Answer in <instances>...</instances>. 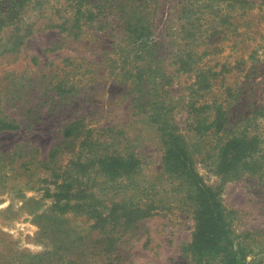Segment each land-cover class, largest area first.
Segmentation results:
<instances>
[{
	"label": "rangeland",
	"instance_id": "1",
	"mask_svg": "<svg viewBox=\"0 0 264 264\" xmlns=\"http://www.w3.org/2000/svg\"><path fill=\"white\" fill-rule=\"evenodd\" d=\"M14 1L0 0V125L18 124L0 129V264H80L74 258L81 245L56 240L53 220L41 219L53 222V230L44 232L34 220L52 212L46 191L55 190V179L71 180L72 200L90 205L82 214L69 210L68 221L59 223L89 231V237L95 234L91 221L82 218L93 206L106 211L109 199L143 197V181L160 171L161 143L144 105L159 93L161 69L170 75L163 87L169 90L166 101L186 131L193 77L186 65L179 67V56H199L198 67L217 72L202 99L227 107L229 131L257 135L264 162V0H115L111 7L93 6L91 21L82 23L77 37L54 26L69 15V0ZM197 24L192 40L188 28ZM143 48L150 49L151 70L134 85L129 74L144 63ZM73 121L81 125L78 134L63 136ZM88 135L101 146L82 142ZM102 150L138 159L132 183L104 178L96 165ZM78 154L83 172L73 163ZM196 166L208 184L218 182L202 163ZM258 174L219 185V198L234 217L232 228L248 233L257 251L264 250V173ZM192 223L178 208L140 218L119 234L114 262L191 264L181 247L191 238ZM86 250L83 264H92L93 249Z\"/></svg>",
	"mask_w": 264,
	"mask_h": 264
},
{
	"label": "trees",
	"instance_id": "2",
	"mask_svg": "<svg viewBox=\"0 0 264 264\" xmlns=\"http://www.w3.org/2000/svg\"><path fill=\"white\" fill-rule=\"evenodd\" d=\"M114 1L102 0L100 3L99 0L96 2L95 0H69V15L65 21L54 24V26L60 31H66L67 34L77 37L81 32L82 23L91 21L94 15L93 6L111 7ZM19 3L18 0L14 1L16 5ZM129 25H131L130 22H128ZM132 25L133 27L128 28L129 32L135 33L136 21ZM198 28L199 24L188 28L192 40L197 37L195 29ZM143 47H145L144 44ZM142 51L144 63L136 68L135 72L129 74L134 77V85H140L143 81V74L151 70V63L146 56L150 53V49L143 48ZM183 58L184 56L178 58L179 67L186 65L188 67L186 70H189L193 77L188 86L190 95L185 103L188 113L186 128L184 127L186 131L179 127L174 118L173 107L170 102L166 101V94L169 90L163 87L168 84L170 75L162 69L158 71L160 82L164 79L160 83L159 93L156 94L155 100L147 104L149 110H147V105H144L147 120L158 131L162 150L160 171L156 175L157 180L154 178L145 182L142 180L144 186L139 193L143 197L138 200H133L130 196L112 198L103 205L107 208L106 211L98 210L97 206H93L91 210L85 212L86 215L83 216L82 221H91L88 228L95 232L90 238L89 231L85 234L80 231L77 233L76 229L71 230L59 223L60 220L68 221L66 217L64 218V214L69 210L82 214L81 209L90 207L82 200H72L75 196L70 191L72 189L71 180L64 178L59 182L55 179V190L51 194L48 190L46 191V195L53 197L49 205V211L52 212L36 214L34 220L40 232H44L45 228L53 230L50 226L53 222L45 224L41 220L43 217L53 220L56 227L53 237L56 240L59 242L68 240L71 244L81 245L80 255L74 258L80 264L84 263L82 251H87L88 247L93 249L90 258L93 260L92 264H117L116 261L114 262L117 255L113 250L119 234L140 218L162 214L172 208H178L191 215L193 221L191 238L181 247L191 264H264V258L257 259L256 257L264 254V250L253 249V239L248 238V233L234 231L232 228L234 217L224 208L219 198L221 183L237 179L244 174L264 173L261 170L264 162H259L261 156L257 135L247 131L226 129L227 107L225 108L216 99L210 102L202 99L203 93L210 91L217 72L208 67H198L199 56L188 55L185 60ZM207 109L212 112L209 113ZM80 126L79 121L70 122L63 129V136L78 134ZM17 127L18 124L13 121L2 122L0 125L1 130ZM85 141L88 145L101 146L102 143L98 138L90 135L82 139V142ZM53 154L54 151L50 152V155ZM79 158L78 154L73 163H77L79 170L83 172L84 163L76 162ZM197 162L202 163L207 171L218 177L216 184H208L204 180L197 170ZM136 164H138V159L132 154L102 150L96 165L103 172L105 179L115 181L116 177H120L122 180L129 179L128 182H133L132 176L136 171ZM159 176L160 178H157Z\"/></svg>",
	"mask_w": 264,
	"mask_h": 264
}]
</instances>
